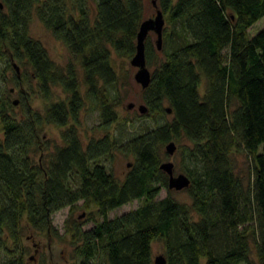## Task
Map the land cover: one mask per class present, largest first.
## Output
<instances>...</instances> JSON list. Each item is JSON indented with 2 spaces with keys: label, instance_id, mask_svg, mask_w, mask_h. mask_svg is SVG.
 Returning a JSON list of instances; mask_svg holds the SVG:
<instances>
[{
  "label": "trees",
  "instance_id": "1",
  "mask_svg": "<svg viewBox=\"0 0 264 264\" xmlns=\"http://www.w3.org/2000/svg\"><path fill=\"white\" fill-rule=\"evenodd\" d=\"M157 2L165 13L164 57L158 60L148 34L152 78L143 87L149 106L143 114L152 124L122 141L106 131L84 144L77 122L88 97L105 128L119 118L113 59L136 51L143 0H0V59L14 69L12 79L18 85L37 79L46 97L54 84L66 91L42 112L22 93L17 115L14 99L0 90V264H26L24 218L58 234L53 211L80 199L94 202L102 218L91 211L89 227L66 219L79 264H153L155 238L164 240L167 264H203L202 258L204 264H264V25L250 32L264 15V0ZM35 14L75 59L61 65L51 56L30 31ZM43 121L65 125L48 160L34 154L44 144ZM172 138L180 141L182 170L191 178L190 200L171 192L160 166ZM115 147L133 155L123 178L101 160ZM239 153L249 158L247 171L237 169ZM162 186L168 192L159 196ZM135 197L137 205L108 215Z\"/></svg>",
  "mask_w": 264,
  "mask_h": 264
},
{
  "label": "rangeland",
  "instance_id": "2",
  "mask_svg": "<svg viewBox=\"0 0 264 264\" xmlns=\"http://www.w3.org/2000/svg\"><path fill=\"white\" fill-rule=\"evenodd\" d=\"M144 3V16H153L156 13L157 6L153 0H143ZM264 25V15L259 17L251 26L250 32L253 33L259 27ZM30 31L37 37L41 38L45 45L48 47L49 53L55 60L61 64L66 65L71 59H75L74 54L70 51L67 44L60 37L56 36L53 31L45 25L38 15H34L29 22ZM148 34L151 39L157 44V32L154 29H150ZM164 41V40H163ZM165 43V41H164ZM158 60L164 57L161 47H157ZM113 62L119 72V83L122 95V102L118 106L119 118H117L112 125L105 128L101 124V114L99 107L95 104L94 99L87 98L85 105L80 112V121L77 122V129L82 137L84 144L87 143L91 137H99L102 134L110 132L118 141H122L141 129L148 127L154 120L150 115L143 114L139 109V104L143 101V86L135 76V70L137 65L131 62L130 56L123 54L114 55ZM152 68V65L150 64ZM14 69L11 65L4 63L3 59H0V75L5 74V78L0 77V90L7 93V95L14 98H18L17 102H14L13 110L17 115L22 113V104L19 98L22 97V93L26 95L32 106L43 111L45 106L52 100L60 97H66V91L62 85L54 84L53 95L46 97L41 93L39 89V82L37 79L24 80L22 84L18 85L12 79ZM84 88V86H83ZM202 91L205 88V83L201 86ZM25 90V91H24ZM135 101L133 106H129L130 101ZM155 115V114H154ZM158 115V114H156ZM172 114L167 112L165 117H169ZM159 116V115H158ZM160 116V119H163ZM65 125H60L52 121H43L39 127V137L43 141V146L35 150V159L44 158L49 159L55 143L62 142V130ZM180 141H177V148L173 152H168L166 144L163 145L162 160L172 159L175 162V171L182 170V150L179 145ZM133 155L130 152H124L121 149L115 147L113 154H105L101 157V160L106 166L113 170L114 173L123 178L126 170L129 168L128 162H132ZM237 169L247 171L249 158L244 153H239L237 159ZM171 192L180 199L190 200V196L185 189L170 187ZM168 192L166 186H162L158 195L162 196ZM140 198H133L118 206L111 208L108 211V215L112 216L116 213L128 210L140 202ZM95 212V216L98 219L102 218V215L97 212V205L92 202L85 204L83 199L78 201V204L73 208L69 205H65L52 213V222L60 230V233H53L52 236L46 232L37 228H32L31 225L26 223V218L23 219V238L22 243L28 248L26 254V264H79L80 255L77 254L75 244L71 241V232L66 233V219L69 221L76 219L82 223L83 227L92 226L95 220L91 218L90 212ZM164 240L161 238H155L152 241L153 256L156 253L164 252ZM5 256V255H4ZM4 256L2 258L4 259ZM154 258V257H153ZM205 258H202L204 264ZM95 264H100L99 261ZM104 264H109L106 261ZM154 264V263H153ZM240 264H244L241 262Z\"/></svg>",
  "mask_w": 264,
  "mask_h": 264
},
{
  "label": "water",
  "instance_id": "3",
  "mask_svg": "<svg viewBox=\"0 0 264 264\" xmlns=\"http://www.w3.org/2000/svg\"><path fill=\"white\" fill-rule=\"evenodd\" d=\"M157 6L156 13L153 16L144 17L141 21L138 34H137V44L136 51L131 56V62L137 65L134 76L141 82L142 86L148 85L152 78V70L147 63L146 59V37L150 29H154L157 32V47H161L163 44V30L165 26V13L161 7L158 6L157 0H153ZM13 65L20 72V65L16 60H13ZM17 102L18 98H14ZM135 101H130L129 106H133ZM139 109L141 112H146L149 106L146 102H141L139 104ZM168 111L172 110L171 105H166ZM166 148L168 152H173L177 148V142L174 138L166 142ZM129 164L131 163L128 162ZM160 166L168 173V185L169 187L182 188L186 187L190 183V175L184 170L178 172L175 171V162L172 159L161 160ZM154 264H167V256L165 252H159L154 255Z\"/></svg>",
  "mask_w": 264,
  "mask_h": 264
}]
</instances>
